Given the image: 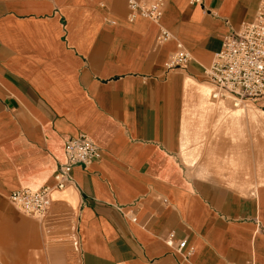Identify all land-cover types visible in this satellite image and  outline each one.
<instances>
[{
    "label": "crops",
    "instance_id": "1",
    "mask_svg": "<svg viewBox=\"0 0 264 264\" xmlns=\"http://www.w3.org/2000/svg\"><path fill=\"white\" fill-rule=\"evenodd\" d=\"M162 1L157 24L128 0H0V264H264V98L215 101L204 73L264 0ZM178 42L193 59L168 70ZM82 135L101 157L43 219L19 209Z\"/></svg>",
    "mask_w": 264,
    "mask_h": 264
},
{
    "label": "built area",
    "instance_id": "2",
    "mask_svg": "<svg viewBox=\"0 0 264 264\" xmlns=\"http://www.w3.org/2000/svg\"><path fill=\"white\" fill-rule=\"evenodd\" d=\"M201 4L203 0H192ZM129 20L137 16L147 18L159 24L163 17L164 2L159 0L147 5L138 0H128ZM173 35L160 26L157 36L159 44L170 41ZM193 57L181 42L177 50L166 63L168 70L186 69ZM208 81L215 87L212 98L215 101H229L234 107H244L257 103L264 98V1L260 5L254 21L244 23L241 28L226 35L221 50L215 55L212 64L204 70ZM64 162L59 164L54 187H45L35 191L20 189L10 195L11 201L29 216L43 219L51 204L54 189H65L73 179L75 167H87L101 157L97 145L89 137L82 135L69 139L65 144ZM175 233L167 239V245L174 247ZM187 249V241L179 243L177 252L191 255L193 249ZM245 264H256L254 261Z\"/></svg>",
    "mask_w": 264,
    "mask_h": 264
},
{
    "label": "rangeland",
    "instance_id": "3",
    "mask_svg": "<svg viewBox=\"0 0 264 264\" xmlns=\"http://www.w3.org/2000/svg\"><path fill=\"white\" fill-rule=\"evenodd\" d=\"M228 104L232 107V105L230 103H228Z\"/></svg>",
    "mask_w": 264,
    "mask_h": 264
}]
</instances>
